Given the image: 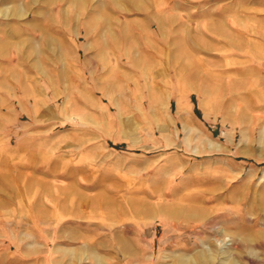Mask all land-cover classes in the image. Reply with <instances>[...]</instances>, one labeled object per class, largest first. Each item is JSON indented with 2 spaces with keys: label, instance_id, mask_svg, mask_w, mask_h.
<instances>
[{
  "label": "rangeland",
  "instance_id": "1",
  "mask_svg": "<svg viewBox=\"0 0 264 264\" xmlns=\"http://www.w3.org/2000/svg\"><path fill=\"white\" fill-rule=\"evenodd\" d=\"M113 2L82 4L67 87L51 57L49 81L36 55L17 64L0 41V264H264V89L219 115L184 86L189 54L249 53L264 40V26L213 31L224 4L264 0ZM12 5L0 4V30ZM21 5V17L43 11ZM240 90L221 93L239 102ZM81 154L90 168L79 177L109 189L103 213L89 197L61 211L58 178Z\"/></svg>",
  "mask_w": 264,
  "mask_h": 264
},
{
  "label": "crops",
  "instance_id": "2",
  "mask_svg": "<svg viewBox=\"0 0 264 264\" xmlns=\"http://www.w3.org/2000/svg\"><path fill=\"white\" fill-rule=\"evenodd\" d=\"M113 1L114 0H109V2L106 0H0V4H13L11 7L15 9V11L12 10L10 15L3 18L4 27L0 30V41L9 42L7 46L14 48L17 64V58H21V55L23 57L31 54L36 55L38 60L33 61L32 64L34 67L42 69L41 73H43L46 78L50 79L49 81H52L53 78L49 74L50 71L48 73V71L44 70L45 66L43 63L49 64L51 57V60L58 66L57 72L55 73L59 81L58 83H62V86L67 87L64 70L66 66L69 67L73 64H80L81 60H79V58L82 57L78 49L79 46H77L76 40L78 38L75 37V34L79 33L78 30L80 31L81 28L78 14L81 12L80 9L82 8V4H113ZM19 4H24L25 7H27L28 4H37L34 5L35 9L43 8V11H34L29 17H21V10L24 9V6H19ZM63 4L67 5L63 7ZM224 5H226V10H229L230 13H228L227 16L225 14H223V16L216 15L217 17H215L214 23L217 24L218 27L217 30L213 29L214 32L220 34L223 30L222 25L225 26L226 24L235 26L242 23L264 26V3L245 4L242 6L236 2H230ZM51 7L57 8L54 15L50 11ZM68 9L72 11L69 14L68 11H66ZM14 14H18V17H15ZM88 25L91 28L89 22ZM256 32L264 34L263 29L257 28ZM225 33L228 34L226 27L224 30V34ZM98 36L99 35L96 37L95 34L94 40L98 41L103 34H101L99 38ZM255 39L256 40L253 42L249 39L251 47L249 53L217 51L211 58L208 55L203 56L202 59L195 57L193 53L189 54L187 56V68L185 70V88L201 90V100L199 103L214 105L215 107L211 109H214L215 113L219 112V115L226 109L219 108L218 106L225 104L229 105V103H253L250 99L251 95L248 89L252 87L264 89V40L258 36L255 37ZM103 41H105V48L103 46ZM100 43V47L102 45L104 48L102 49L101 47L99 49L100 55H105V57H107L109 54L107 39H102ZM7 46L6 44L3 47L0 46V49L6 48L7 50ZM25 53L26 55H24ZM6 56H9L5 59L8 65L11 62V54L9 53ZM195 59H199V68L195 69L196 75L194 76L193 63ZM19 75L20 74H11L14 78H19ZM194 78L196 81H194ZM223 88L243 89L239 92V102H228L227 98H223L221 93ZM237 114L240 116L242 115V113L238 111ZM236 118L238 119V116H236ZM239 119H242V117ZM89 163V160H83L81 154L79 159L72 164L74 165L72 166L73 168H69L70 171L66 174L67 176L58 178L59 182L63 181L65 183L63 184L64 189L61 187L62 182L58 183V189L56 191L57 195L60 196L59 200L64 201L61 211L64 210L65 212L72 213L76 210L77 204L79 207L83 206V201L87 200V197H89V199L85 205H89L91 211L98 213L97 211L100 210V213H103L107 208V193L105 194V192L109 191V189L104 187V181L102 180V183L100 179H93L94 176L88 175L79 177L81 176V172L89 174L87 172L90 168V166L87 167ZM62 191L65 193H62ZM73 204L74 208H72Z\"/></svg>",
  "mask_w": 264,
  "mask_h": 264
},
{
  "label": "bare ground",
  "instance_id": "3",
  "mask_svg": "<svg viewBox=\"0 0 264 264\" xmlns=\"http://www.w3.org/2000/svg\"><path fill=\"white\" fill-rule=\"evenodd\" d=\"M202 259H205V258H202ZM200 260V259H199ZM202 261V260H201ZM181 263V262H180ZM206 263V262H205ZM183 264V263H182ZM194 264V263H193ZM200 264V263H199ZM233 264V263H232Z\"/></svg>",
  "mask_w": 264,
  "mask_h": 264
}]
</instances>
